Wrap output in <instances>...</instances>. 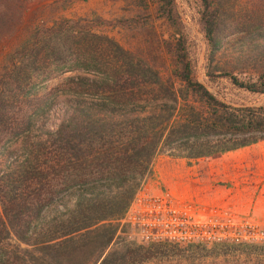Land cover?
Here are the masks:
<instances>
[{
  "label": "trees",
  "instance_id": "1",
  "mask_svg": "<svg viewBox=\"0 0 264 264\" xmlns=\"http://www.w3.org/2000/svg\"><path fill=\"white\" fill-rule=\"evenodd\" d=\"M199 1L209 81L264 94V20L238 0ZM152 2L172 29L166 68L69 20L37 30L7 57L0 71V264H160L171 256L206 264L205 257L227 255L258 260L232 264H262L264 244L219 242L216 254L205 255L202 243L122 235L156 157L195 160L264 140V105L226 102L200 82L176 0ZM5 7L0 0V28L14 15ZM75 71L90 75L69 77L77 97L71 112L46 126L57 96L46 84Z\"/></svg>",
  "mask_w": 264,
  "mask_h": 264
},
{
  "label": "rangeland",
  "instance_id": "2",
  "mask_svg": "<svg viewBox=\"0 0 264 264\" xmlns=\"http://www.w3.org/2000/svg\"><path fill=\"white\" fill-rule=\"evenodd\" d=\"M175 4L184 26L183 30L186 34L190 56L196 66L198 80L226 102L237 105H264V94H249L237 90L226 80L209 81L206 75L208 46L200 21V1L176 0ZM5 5V12L8 11L9 15H14L9 25L0 28V71L7 57L37 30L52 27L63 20H69L70 23L77 22L78 26H91L98 34L112 38L125 49L147 59L151 64L165 66V68L170 64L166 40L170 38L172 29L164 18H160L156 4L152 0H5ZM238 5L239 8L258 14L264 20V0H238ZM79 75L88 76L90 74L80 71L68 72L46 84L48 89H54L57 96L43 124L55 127L68 112H71L70 102L76 100L77 97L68 92L71 86V81L68 79ZM82 98L89 99L86 95L80 97ZM172 158L165 154L156 157L152 172L143 184L146 192L151 195L169 192L163 187L160 174L164 163ZM122 224L127 225L123 236L141 242L135 225L126 222L125 218ZM226 243L232 244V242ZM202 244L205 249L199 253L214 255L218 252L213 249V244ZM253 244L262 245L263 243ZM186 245L181 244V246ZM185 253L189 255L188 252ZM251 259V262L258 261L255 257L247 255L205 257L203 261L206 264H232L236 260L247 262ZM258 259L264 264V257ZM177 261L176 257L171 256L160 264H177Z\"/></svg>",
  "mask_w": 264,
  "mask_h": 264
},
{
  "label": "crops",
  "instance_id": "3",
  "mask_svg": "<svg viewBox=\"0 0 264 264\" xmlns=\"http://www.w3.org/2000/svg\"><path fill=\"white\" fill-rule=\"evenodd\" d=\"M160 179L180 207L197 204L200 221L231 210L264 225V140L213 157L172 158Z\"/></svg>",
  "mask_w": 264,
  "mask_h": 264
},
{
  "label": "built area",
  "instance_id": "4",
  "mask_svg": "<svg viewBox=\"0 0 264 264\" xmlns=\"http://www.w3.org/2000/svg\"><path fill=\"white\" fill-rule=\"evenodd\" d=\"M196 207L195 202L180 207L171 193L151 195L142 186L125 221L136 226L141 243L264 244V225L239 217L231 210L218 215L215 212L209 219L200 221L194 216Z\"/></svg>",
  "mask_w": 264,
  "mask_h": 264
}]
</instances>
